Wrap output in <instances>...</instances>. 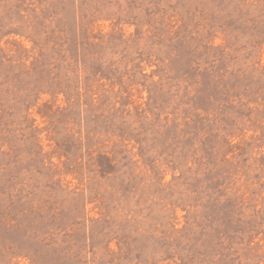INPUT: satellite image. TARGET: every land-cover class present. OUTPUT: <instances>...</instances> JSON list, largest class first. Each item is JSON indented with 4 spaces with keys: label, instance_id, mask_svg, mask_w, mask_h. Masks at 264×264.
Returning a JSON list of instances; mask_svg holds the SVG:
<instances>
[{
    "label": "rangeland",
    "instance_id": "1",
    "mask_svg": "<svg viewBox=\"0 0 264 264\" xmlns=\"http://www.w3.org/2000/svg\"><path fill=\"white\" fill-rule=\"evenodd\" d=\"M0 264H264V0H0Z\"/></svg>",
    "mask_w": 264,
    "mask_h": 264
}]
</instances>
